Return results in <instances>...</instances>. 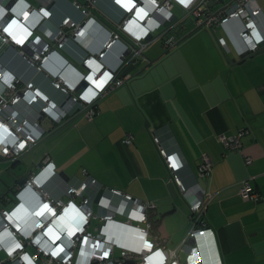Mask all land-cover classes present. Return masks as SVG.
Segmentation results:
<instances>
[{"label":"crops","instance_id":"1","mask_svg":"<svg viewBox=\"0 0 264 264\" xmlns=\"http://www.w3.org/2000/svg\"><path fill=\"white\" fill-rule=\"evenodd\" d=\"M27 1L39 7L38 0ZM74 1L86 4V0H53L49 6L50 21L35 28L34 38L51 44L54 32L66 18L82 25L86 16L74 6ZM259 3L264 11V0ZM91 13L106 27L93 36L89 47L97 55L108 41L110 29L115 28L113 22L119 14L110 0L100 1ZM238 28V23L232 25L231 39L222 27L223 34L216 32L219 29L197 31L169 51L164 49L162 40L157 41L158 46L148 52L153 44L145 51V59L137 64L127 83L97 102L99 113L92 121L67 116L64 126L57 127L48 118L40 120V106L17 107L32 124L38 122L44 135L17 161L0 155V207L13 208L17 185L27 174L37 172L48 157L57 172L43 188L49 198L67 200L65 191L86 181L80 177L84 170L104 192L101 205L94 200L96 216L106 214L107 208H125L123 197L111 192L120 190L154 206L149 211L156 222L151 234L172 250L181 245L188 231L189 202L207 192L208 231L190 243L197 248L201 264H264V51L232 64L217 39L224 35L230 47L228 55L239 60L244 54L236 46ZM260 28L264 34V16ZM195 30L180 26L175 38L181 41ZM85 44L69 38L63 49L51 54L42 72L8 47L1 49L0 60L22 84L33 83L61 105L65 96L54 88L48 74L58 76L69 62L81 68L88 54ZM123 50L120 43L113 47L104 60L107 68H119ZM159 57V61L135 76L148 64L146 58ZM3 92L0 84V95ZM240 132H245L241 151L226 153L219 138ZM129 136L133 142L126 146L123 141ZM155 137L167 153L178 155L184 163L176 174L189 190L187 200L177 188L178 197L173 199L168 183L170 170ZM204 156L213 164L208 180L197 177ZM246 157L253 160L249 166L245 164ZM248 180L260 195L259 201L241 198V188ZM27 205L33 206L31 202ZM117 213V220H126L121 212ZM101 224L100 217L93 219L90 233L98 234ZM26 251L30 255L36 253L31 245ZM188 257L185 252L178 254L181 264H188ZM5 258L1 252L0 260Z\"/></svg>","mask_w":264,"mask_h":264},{"label":"built area","instance_id":"2","mask_svg":"<svg viewBox=\"0 0 264 264\" xmlns=\"http://www.w3.org/2000/svg\"><path fill=\"white\" fill-rule=\"evenodd\" d=\"M100 1L102 0H86V4L74 1V6L86 16V21L82 26L71 18H66L57 27L50 44L40 41V38H34L33 33L35 28L45 26L46 22L50 21L51 13L47 5L49 7L53 0H48V3L38 0L39 7H34L27 0H0V38L9 48L16 50L24 60L42 72L51 54L63 49L69 38L79 42L82 39L81 42L90 47L93 36L106 28L103 24H98L95 17H91V9H95ZM212 3L214 5H211ZM111 4L119 14L118 20L113 22L115 28L110 29L109 39L103 45L102 51L97 55L86 54L81 62L95 72L93 82L98 91L90 85L84 89L80 88L79 85L86 77L69 64L58 76L52 77L48 74L54 88L65 96V101L59 105L33 83L22 84L19 78L0 65V84L4 86V92L0 95L1 156L17 161L27 150L40 142L44 135L38 122L32 124L19 113L17 107L25 105L27 109H34L35 106H40L38 117L48 118L57 127L64 126L68 121L67 116L72 118L78 115L88 121L94 120L99 113L97 102L127 82V78H119L124 69L135 64L151 45L182 26L187 19H195V27L202 30H216L222 27L230 39L232 25L238 23L236 46L244 55L257 52L264 42V34L260 28L264 11L259 0H111ZM176 7L185 15L184 22L175 16ZM166 22L171 25L159 31ZM218 41L223 51L229 53L227 39L219 37ZM119 43L124 46V50L120 66L113 71L112 79L109 71L101 70L99 61L104 60ZM176 43L172 37L165 47L173 48ZM91 75L90 72L87 76ZM243 136L245 132L221 136L219 140L226 153H238L243 147ZM154 141L170 170L168 183H173L180 195L187 200L189 190L176 174L183 168L184 163L178 155L167 153L160 145L159 138L155 137ZM132 142L133 137L129 136L123 144L130 146ZM44 161L37 172L25 176L28 181L23 186L17 185V203L13 208L0 207V253L4 252L6 255L4 260H0V264H181L178 260L180 252L189 255L188 264H201L197 248L190 243L197 237L205 236L208 231L205 217L209 200L207 192H202L195 200L189 202L188 231L181 245L172 250L151 234L153 226L149 211L153 210L154 206L142 203L120 190L112 189L111 192L114 196L123 197L125 208H107L106 214L96 216L93 203L103 190L94 179L88 178L79 187H69L64 194L67 200L49 198L43 188L57 176V172L48 157ZM252 162V158H245L246 166ZM212 167L210 158L204 156L197 177L208 180ZM34 184H37L38 188ZM240 196L244 200H260V195L250 180L243 183ZM29 202L33 204L32 208L28 207ZM38 211L40 220H33L32 214ZM117 212H121L126 220H117ZM97 217L101 218L102 224L98 234L93 235L89 227ZM43 218L51 220L46 223ZM8 222L12 225L16 222L21 225L29 222L32 232L28 238L21 239ZM50 223H54V226H50ZM64 229H68L73 236L64 247L59 244L43 247L41 243L35 242L37 238L44 241L50 238L55 242ZM8 230L12 233L11 237L6 234ZM29 245L35 247L34 255L26 251ZM116 252L119 253L118 256Z\"/></svg>","mask_w":264,"mask_h":264},{"label":"clouds","instance_id":"3","mask_svg":"<svg viewBox=\"0 0 264 264\" xmlns=\"http://www.w3.org/2000/svg\"><path fill=\"white\" fill-rule=\"evenodd\" d=\"M111 1V0H110ZM139 1H141V0H139ZM48 9H49V7H48ZM50 10V9H49ZM97 22H98V24H102V22H100V21H98L97 20ZM105 29V28H104ZM7 37H8V35H6ZM0 40H1V38H0ZM7 43H4L2 40L0 41V55L2 54L1 52V49L2 48H4V47H8L7 45H6ZM85 48L87 47V50H88V53L89 54H91V52H90V50H89V47H88V44H85V45H83ZM8 49H10V50H13V49H11V48H9L8 47ZM14 51H16V50H14ZM105 60V59H104ZM104 60H102V61H99L100 62V68H101V70L103 71V70H107V71H109L110 72V76H112L111 78L113 79V71L114 70H110L109 68H107L106 67V65H105V63H104ZM0 65H2V61L0 60ZM3 66V65H2ZM73 67L75 68V69H77L81 74H82V72L80 71V69L78 68V67H76V66H74L73 65ZM89 71L91 72V76H87V75H85V74H82V75H84L85 77H86V79L85 78H83V80H82V82H81V84L79 85V87L80 88H82L83 87V84L84 83H86L87 85H90L93 89H95L96 91H98V88L96 87V85L94 84V82H93V75H94V71H92V69H90L89 68ZM103 91V90H102ZM35 185V187H37L38 188V186H37V184H34ZM41 187H43V185H41ZM34 212V211H33ZM39 211L38 212H36L35 214H32V218H33V220L34 219H38V220H40V218L41 217H39ZM52 218V217H51ZM51 218H43L44 219V221H46V223H48V222H50V220H51ZM42 219V220H43ZM62 220V219H61ZM55 223V222H54ZM54 223H50L49 225L50 226H54ZM8 224L9 225H11V227H12V229L16 232V233H18V235L20 236V238L21 239H26V237L28 238V236L30 235V233L32 232V230H31V228L29 227V222L28 223H25V224H18L17 222H16V224L15 225H12L11 223H9L8 222ZM24 225V226H23ZM6 234H8V236H10L11 237V231L10 230H8V231H6ZM73 236H72V234H71V232L68 230V229H64V231H63V233H61V236L60 237H58L57 239H55L54 241L55 242H53V240H51L50 238H46V240L47 241H44L43 239H41V240H39V238H37L36 239V243H41V245L44 247L45 245L46 246H49V245H56V244H59V246H61V247H64V246H66L67 244H69V242H70V239L72 238ZM50 247V246H49Z\"/></svg>","mask_w":264,"mask_h":264},{"label":"water","instance_id":"4","mask_svg":"<svg viewBox=\"0 0 264 264\" xmlns=\"http://www.w3.org/2000/svg\"><path fill=\"white\" fill-rule=\"evenodd\" d=\"M211 5H214V4L212 3ZM175 18H176V17H175ZM170 25H171L170 22H166L165 25L159 29V31H163V30H165V28H168ZM201 30H202V29H200V30H195L194 32L190 33V34L187 35L185 38H183L181 41L177 42V44H176L175 46H178L180 43H182L183 41H185L186 39H188L189 37H191V36H192L193 34H195L197 31L199 32V31H201ZM203 31H207V30H203ZM175 46H174V47H175ZM174 47H173V48H174ZM262 50L264 51V42L260 45V49H259L257 52H255V53H251V54H246V55H244V56H242V57H239V60H237V59H231L230 56L228 55V53H225V54H226L227 59L230 60L232 64H240V63H242V62L245 60L246 57H249V56L252 57V56H254V55L260 53ZM168 51H169V50H168ZM126 55H128V54H126ZM161 57H162V56H161ZM161 57H159V58H157V59H155V60H150L149 58H146V60L148 61V64H147L143 69H141L139 72H137V74H135V76L141 74L144 70H146L147 68H149L150 66H152V65H153L154 63H156L157 61H159V60L161 59ZM76 67H77V66H76ZM136 68H137L136 64H131V65H129V66L126 67V68L124 69V71L121 73V78L127 77L128 75H132V73L136 70ZM126 83H127V82H126ZM86 87H87V84L84 83V84H83V89L86 88ZM40 120H42V119H40ZM61 177H62V175H61ZM27 181H28V178L25 177V178H23V180L21 181L20 184L23 186ZM169 190H170V192H171V194H172V196H173V199H176V198L178 197V192H177L176 187L174 186V184L171 183V182H169ZM103 197H104V192L101 191V192L98 194V196H97V198H96V200H95V203H96L97 205H101V203H102V201H103ZM18 213H19V212L17 211L16 214H18Z\"/></svg>","mask_w":264,"mask_h":264},{"label":"rangeland","instance_id":"5","mask_svg":"<svg viewBox=\"0 0 264 264\" xmlns=\"http://www.w3.org/2000/svg\"><path fill=\"white\" fill-rule=\"evenodd\" d=\"M230 1H232V0H230ZM174 14H175V16L178 18V19H183V22L185 21V18H184V14L180 11V9H179V7H176V9L174 10ZM194 21H195V19H187L184 23H183V25H182V27H184L185 28V30H188V31H191V30H193V28H195V23H194ZM155 34H157V33H155ZM219 34H221V33H219ZM178 37H179V35H178ZM179 39V38H178ZM81 41H82V39L80 40V42L79 43H81ZM177 42H179V40H177ZM160 43V42H159ZM155 46H158V43L156 42V44L154 43V45L148 50V52L153 48V47H155ZM145 55H147V53L145 54ZM159 63V62H158ZM69 64H71V65H73L72 63H70L69 62ZM80 69V71L82 72V74H85V75H89L90 74V71H89V68L88 67H86L85 65H82V63H81V68H79ZM78 116V115H77ZM77 116H74V117H77ZM68 119V118H67ZM76 165V164H75ZM78 166L76 165V168H77ZM9 168V167H8ZM35 171H38V169L37 170H35ZM80 177H84V179H88V176L86 175V174H84V170L82 171V174H81V176ZM93 179V178H92ZM95 180V179H94ZM83 181H85V180H83ZM96 181V180H95ZM47 190H48V188H47ZM95 230V229H94Z\"/></svg>","mask_w":264,"mask_h":264},{"label":"flooded vegetation","instance_id":"6","mask_svg":"<svg viewBox=\"0 0 264 264\" xmlns=\"http://www.w3.org/2000/svg\"><path fill=\"white\" fill-rule=\"evenodd\" d=\"M178 28L179 27H177L176 29H174L173 31H172V33H170V34H167L165 37H163V39H162V43H163V46H164V49H166V50H169L170 48H166L165 47V45L167 44V41L170 39V38H174L176 41H177V39L175 38V32L178 30ZM69 105V104H68ZM43 164L41 163L40 164V167L42 166Z\"/></svg>","mask_w":264,"mask_h":264},{"label":"bare ground","instance_id":"7","mask_svg":"<svg viewBox=\"0 0 264 264\" xmlns=\"http://www.w3.org/2000/svg\"><path fill=\"white\" fill-rule=\"evenodd\" d=\"M42 1L48 3V0H42ZM47 8H48V5H47ZM47 8H46V9H47ZM195 29H196V30H200V29H198V28H196V27H195ZM176 44H177V43H176ZM176 44H175V45H176ZM149 48H150V47H149ZM149 48H148V49H149ZM148 49H147V50H148ZM147 50H146V51H147ZM144 54H145V52L142 54V57H141L139 60L136 61V63H135L136 66H137V64H138L140 61H143V60L145 59V55H144ZM127 62H128V60H126V64H127ZM115 78H116V76H115ZM119 78H121V75L119 76ZM125 78H127V80H128V79L131 78V75H128L127 77H124V79H125ZM121 79H122V78H121ZM56 126H57V125H56Z\"/></svg>","mask_w":264,"mask_h":264},{"label":"trees","instance_id":"8","mask_svg":"<svg viewBox=\"0 0 264 264\" xmlns=\"http://www.w3.org/2000/svg\"><path fill=\"white\" fill-rule=\"evenodd\" d=\"M219 29V31H216V32H219V33H222V30H221V28H218ZM203 30H207L208 32H210V30H213V29H203ZM202 30V31H203ZM223 34V33H222ZM216 37L218 38L219 37V35H216ZM222 38H225L224 37V35L222 36ZM219 39V38H218ZM217 39V40H218ZM122 79H124V78H122ZM25 178V177H24ZM16 195V194H15ZM261 199V198H260ZM15 202V204L17 203V199H16V197L13 199ZM151 223H152V226H154V224H156V222H155V220L151 217ZM4 260V259H3Z\"/></svg>","mask_w":264,"mask_h":264}]
</instances>
